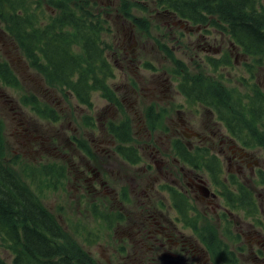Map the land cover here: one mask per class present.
Here are the masks:
<instances>
[{
  "label": "flooded vegetation",
  "instance_id": "flooded-vegetation-1",
  "mask_svg": "<svg viewBox=\"0 0 264 264\" xmlns=\"http://www.w3.org/2000/svg\"><path fill=\"white\" fill-rule=\"evenodd\" d=\"M162 1L159 0L158 6L162 8L161 18L165 19L163 25L169 41L175 29L190 34L194 27L196 31L200 27H211L226 33L209 23L182 18L164 7ZM14 2L23 5L22 0ZM62 6L67 5H57L59 17ZM132 31L128 38L129 55L122 42L112 53L119 75L125 78H116L113 73L107 94L96 91L106 101L108 113L113 110L101 123V137L97 141L84 139L82 133L75 130L67 138L69 148L50 142L47 126L52 118L46 107L50 104L58 116L63 115L59 109L62 102L55 103L53 98L58 95L56 89L45 86L48 89L43 96L46 104L40 111L47 121L35 117L36 123L47 125L43 134L35 126L30 130L31 122L23 116L18 101L0 93L2 103L10 106L18 129L30 134L27 141L33 151H48L47 159L65 171L69 182L77 184L74 188L78 193L80 215L95 208L102 213L96 214L95 223L101 229V224L107 221L108 231L117 236L114 243L119 247L113 257L128 256L133 242L136 258L143 259L146 253L148 256L149 263L141 261L140 264H264V202L261 201L264 200V92L252 83L246 84V94L238 90L232 94L206 86L199 79L198 82L214 95L198 99L185 97L180 92V96L177 82L170 79V84L167 78L157 79L154 75L146 79L141 73L142 62L137 59L139 42ZM230 40L227 48L212 50L208 45L206 50L196 46L192 51L201 62L207 57V63L216 65L238 49L242 52ZM19 48L12 41L0 44L2 54L12 51L18 64ZM205 51L210 53L205 54ZM5 60L0 62V72L5 69L14 74L12 70H19L11 60ZM136 62L139 64L135 65ZM130 67L133 70L128 79ZM225 67V64L219 65L221 70ZM114 78L122 84L110 85ZM143 90L146 94H142ZM201 113L205 121L199 126L188 118L195 115L201 119ZM148 118L152 119L151 123ZM83 122L87 126L94 125L89 115L83 117ZM111 124H123L136 139L129 137L128 142L120 141L110 132ZM236 126L247 133L244 143L233 136ZM178 141L191 155L179 157ZM216 142L219 148L214 153ZM119 147L125 149L124 156L117 153ZM201 148L225 159L211 156L201 160L200 151L207 153ZM116 212H125V217H116ZM127 225L129 227L125 228ZM80 251L84 253L83 248ZM86 255L91 257V254Z\"/></svg>",
  "mask_w": 264,
  "mask_h": 264
},
{
  "label": "rangeland",
  "instance_id": "rangeland-1",
  "mask_svg": "<svg viewBox=\"0 0 264 264\" xmlns=\"http://www.w3.org/2000/svg\"><path fill=\"white\" fill-rule=\"evenodd\" d=\"M22 1L23 9L29 13L31 22L37 27H42L50 20L59 17L58 4L67 5L74 13L83 15L87 26L89 23L98 24L101 27V39L107 46L105 57L113 66V73L116 78H121L122 75L118 73L119 70L117 65L115 66V58L112 53L115 49H119V44L122 42L123 47L126 48V54L129 55L127 47L131 42L128 38L130 31L133 30L135 39L139 42V57L137 59L142 62L141 73L146 79H151L154 75L153 78L157 79L167 78L170 84H172L170 79L180 84L184 79L191 81L199 78L203 80L206 86L225 89L232 94L236 90L246 94L248 92L246 84L256 83L264 92V55L248 56L237 48L238 51L224 57L220 63L213 59L218 62L216 65L207 63V57L204 62H201L194 56L195 51H192L196 46L206 50L208 45L212 46V50L227 48L231 42L229 36L211 27H200L198 31L194 27L193 33L190 34L175 29L172 39L169 41L167 30L163 25L165 19L161 18L162 8L158 6L159 0ZM258 1L260 2V0ZM5 7L4 16L0 17V28L2 29L0 31V44L5 40L12 41L19 48L14 37L13 27L8 21L11 11L8 9L9 6L5 5ZM117 16L118 18H116ZM76 52L81 54L79 47H76ZM19 53L21 60L18 64L17 57L12 51L6 55L0 51V62L9 59L15 66L19 67V70H12L14 74L11 75L15 79L14 85L7 83L0 76V93L19 102L23 116L31 122L28 125L30 130L32 126H35L38 132L43 134L45 126H47L46 123L40 122L47 120L37 112V108L45 107L46 103L43 96L45 92L46 94L48 92L45 87L47 86L56 89L58 92L57 97L53 96V98L55 103L58 100L62 102L59 109L65 116H58L57 111L53 110L54 106L50 104L46 107V111L52 118L51 124L47 126L50 142L69 148L67 138L75 130L77 133L81 132L84 139L97 141L101 137V123L107 120L109 114L113 112L111 110L108 113L105 107L106 101L99 93L93 91L90 96V103L77 105V101L70 93L68 97L65 96L63 94L65 91L50 81L42 69L32 66L20 48ZM204 53L210 52L205 51ZM41 62L44 64V61ZM138 64V62L135 63V65ZM220 64H225L226 67L221 70ZM132 70L133 67H130L126 78L130 79ZM116 78L112 79L109 84L121 83L116 81ZM177 89L180 94L178 85ZM142 94H146V92L143 90ZM8 97L4 98L8 99ZM29 100H36V103L34 104ZM87 115L92 117L93 126H87L83 122V117ZM14 117L10 106L2 103L0 95V161L13 172L22 184L33 192L39 204L56 222L64 235V239L59 241L64 253L72 254V256L77 254L76 260L80 264H140L141 261L149 263L147 253L143 259L136 258L133 242H131L132 248L128 256L113 257L119 247L114 243V238L117 236L113 231H108L107 221L101 224V229L95 223L96 214L102 213H99V209L95 208L90 210L88 214L80 215L78 193L75 192L74 188L77 187V184H73L72 181L69 182L67 177H61L65 175V171H62L59 165L53 167L52 164L55 163L47 159L48 151L46 153L33 151L27 141L30 134L18 129L17 119ZM35 117L40 121L36 123ZM190 117L197 126L205 121L203 113H201V119L195 118V115H189L188 118ZM148 121L151 123L152 119L148 118ZM126 129L128 130L127 127ZM129 134L133 140L136 139L132 132ZM244 134H247L245 130L243 131ZM245 139L244 137V141ZM32 141L33 137L31 136L29 142ZM218 148V142H216L213 152L216 153ZM205 150L207 151L206 154L200 151L201 160L211 156L216 159H225L210 153L208 149ZM259 189H263L261 184H259ZM156 198L155 196L152 199L153 203ZM261 201L264 202V200ZM115 216L125 217V212H116ZM128 227L129 225L125 228ZM9 241L8 238H5V242L0 240V259H5L7 263H10V260L6 258L10 254L8 250ZM81 248L84 250L82 255H80ZM86 254H91V257ZM160 264L163 263L160 262Z\"/></svg>",
  "mask_w": 264,
  "mask_h": 264
},
{
  "label": "trees",
  "instance_id": "trees-1",
  "mask_svg": "<svg viewBox=\"0 0 264 264\" xmlns=\"http://www.w3.org/2000/svg\"><path fill=\"white\" fill-rule=\"evenodd\" d=\"M161 4L194 23L218 27L245 55L264 54V0H163ZM5 5L11 11L8 21L14 37L32 66L42 69L50 81L68 91L80 104L90 103L93 91L107 94L113 66L105 57L107 46L101 39L98 24L87 26L85 18L77 16L68 6H62L59 18L37 28L21 2L0 0V17L4 16ZM76 47L80 48L81 54L76 52ZM0 74L7 83L15 84L9 71L4 69ZM198 80L189 83L184 79L178 86L181 94L198 99L214 95ZM37 112L44 117L40 108ZM109 130L122 142H128L131 137L123 124H111ZM236 131L241 133L239 126L233 129V135L241 138ZM178 145L180 158L191 155L180 141ZM117 153L124 156L125 149L119 147ZM4 236L10 240V254L6 256L10 263L0 259V264H80L76 260L77 254L64 253L59 242L64 235L33 192L0 161V240L3 242Z\"/></svg>",
  "mask_w": 264,
  "mask_h": 264
}]
</instances>
